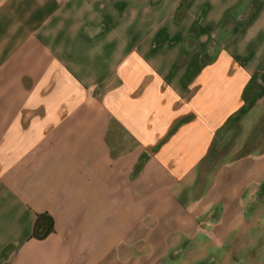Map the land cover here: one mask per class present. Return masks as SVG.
I'll list each match as a JSON object with an SVG mask.
<instances>
[{
  "label": "crops",
  "instance_id": "crops-1",
  "mask_svg": "<svg viewBox=\"0 0 264 264\" xmlns=\"http://www.w3.org/2000/svg\"><path fill=\"white\" fill-rule=\"evenodd\" d=\"M261 65L264 0H0V264H247Z\"/></svg>",
  "mask_w": 264,
  "mask_h": 264
},
{
  "label": "rangeland",
  "instance_id": "rangeland-1",
  "mask_svg": "<svg viewBox=\"0 0 264 264\" xmlns=\"http://www.w3.org/2000/svg\"><path fill=\"white\" fill-rule=\"evenodd\" d=\"M258 69H264V65H261ZM259 70L258 74L260 73ZM261 84L264 86V82H261ZM261 93L264 94V90H262ZM252 106V104L246 106L243 112H241L242 118L238 121L239 125L235 127L233 140L229 146L230 150H225L223 153L218 155H216V153L213 155V157H216V164L213 165L214 168L236 155L253 150L257 142L264 141V114L262 115L264 112V104L262 102L257 108L251 110ZM259 118L263 120L260 121ZM252 141L255 143H251ZM209 165H212V163ZM262 234V227L260 228L257 226L254 228L255 240L252 243L248 235L236 236L231 246L232 253L236 256L244 257V261L247 264H264Z\"/></svg>",
  "mask_w": 264,
  "mask_h": 264
},
{
  "label": "trees",
  "instance_id": "trees-1",
  "mask_svg": "<svg viewBox=\"0 0 264 264\" xmlns=\"http://www.w3.org/2000/svg\"><path fill=\"white\" fill-rule=\"evenodd\" d=\"M55 232V219L47 211L39 212L33 226L31 238L44 240L50 234Z\"/></svg>",
  "mask_w": 264,
  "mask_h": 264
},
{
  "label": "built area",
  "instance_id": "built-area-1",
  "mask_svg": "<svg viewBox=\"0 0 264 264\" xmlns=\"http://www.w3.org/2000/svg\"><path fill=\"white\" fill-rule=\"evenodd\" d=\"M259 71H260V73H264V69H260Z\"/></svg>",
  "mask_w": 264,
  "mask_h": 264
}]
</instances>
